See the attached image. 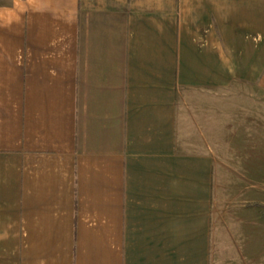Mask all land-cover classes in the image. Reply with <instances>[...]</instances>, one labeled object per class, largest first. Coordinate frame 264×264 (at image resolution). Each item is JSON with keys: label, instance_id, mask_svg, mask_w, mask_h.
I'll return each mask as SVG.
<instances>
[{"label": "crops", "instance_id": "1", "mask_svg": "<svg viewBox=\"0 0 264 264\" xmlns=\"http://www.w3.org/2000/svg\"><path fill=\"white\" fill-rule=\"evenodd\" d=\"M259 108L264 0H0V264H260Z\"/></svg>", "mask_w": 264, "mask_h": 264}, {"label": "rangeland", "instance_id": "2", "mask_svg": "<svg viewBox=\"0 0 264 264\" xmlns=\"http://www.w3.org/2000/svg\"><path fill=\"white\" fill-rule=\"evenodd\" d=\"M262 99V98H260ZM260 114L264 115V108H259ZM261 122L260 127V135H259V147H252L253 151L249 150L246 152H242L240 159L243 160V164L247 165H257L254 169H242L244 172L247 170V175L244 174V178H246L245 182H241L238 179L237 185L242 186L247 189H255L257 192L256 200H235L232 198L233 191L229 189V193H227V197L222 201V209H221V221L222 218L226 217L228 214H231V210L235 209H243L244 210V225H249L254 230V243L255 239H257V245L253 248L254 253L258 255V259L260 264H264V121ZM241 168V167H240ZM238 169V168H237ZM242 172V171H241ZM253 182V184L248 185ZM236 188H233V190ZM231 196V197H229ZM229 197V198H228ZM227 222V218H225ZM258 229V232L255 230ZM232 239H234V233L231 230ZM238 240V239H237ZM236 240V242H237Z\"/></svg>", "mask_w": 264, "mask_h": 264}]
</instances>
